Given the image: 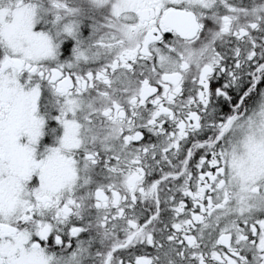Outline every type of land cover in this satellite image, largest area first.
Wrapping results in <instances>:
<instances>
[{"label":"snow or ice","instance_id":"1","mask_svg":"<svg viewBox=\"0 0 264 264\" xmlns=\"http://www.w3.org/2000/svg\"><path fill=\"white\" fill-rule=\"evenodd\" d=\"M0 264H264V0H0Z\"/></svg>","mask_w":264,"mask_h":264}]
</instances>
